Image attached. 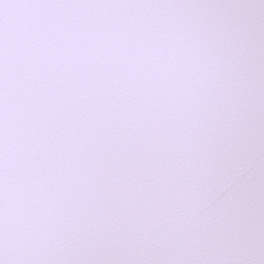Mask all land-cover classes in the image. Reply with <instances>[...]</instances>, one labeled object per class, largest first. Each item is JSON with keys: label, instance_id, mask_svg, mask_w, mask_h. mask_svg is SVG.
<instances>
[{"label": "snow or ice", "instance_id": "1", "mask_svg": "<svg viewBox=\"0 0 264 264\" xmlns=\"http://www.w3.org/2000/svg\"><path fill=\"white\" fill-rule=\"evenodd\" d=\"M0 264H264V0H0Z\"/></svg>", "mask_w": 264, "mask_h": 264}]
</instances>
